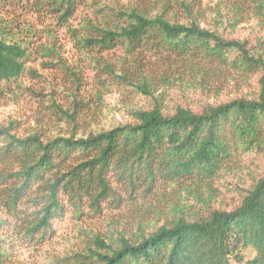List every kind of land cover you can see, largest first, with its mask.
<instances>
[{
    "label": "trees",
    "instance_id": "1",
    "mask_svg": "<svg viewBox=\"0 0 264 264\" xmlns=\"http://www.w3.org/2000/svg\"><path fill=\"white\" fill-rule=\"evenodd\" d=\"M87 1L0 0V86L21 75L35 35L3 16L27 8L68 20ZM172 3L185 20L168 17L164 8L151 15L132 7L110 17L113 25L88 21L80 39L103 50L121 47L135 65L151 57L159 67L213 71L217 79L222 76L233 85L256 77L255 98L202 102L197 111L177 105L171 112H164L155 100L151 108L136 110L131 122L80 137L74 133L18 137L0 129L3 203L15 211L18 204L33 202L32 212L12 216L13 229L24 238L50 237L51 221L65 211L63 199L76 207L87 201L96 210L106 202L118 205L121 194L137 199L177 184L208 187L245 154H264V0H219L207 11L195 0ZM250 20L256 21L259 35L252 40L231 35ZM144 84L149 88V81ZM240 195L231 209L176 215L152 230L139 229L134 238L122 233L94 237L82 252L61 261L264 264V172ZM10 246L0 231V264L10 260ZM247 250L253 255L246 256Z\"/></svg>",
    "mask_w": 264,
    "mask_h": 264
},
{
    "label": "rangeland",
    "instance_id": "2",
    "mask_svg": "<svg viewBox=\"0 0 264 264\" xmlns=\"http://www.w3.org/2000/svg\"><path fill=\"white\" fill-rule=\"evenodd\" d=\"M172 2L90 0L79 5L68 20H61L56 13H34L27 8L3 16L19 27L30 28L35 35L21 75L0 86V129L18 137L30 133L42 137L74 133L80 137L131 122L136 110L151 108L155 100L164 112H171L177 105L197 111L202 102L255 98L256 77L244 85H233L222 76L217 79L213 71L159 67L151 57L135 65L121 47L103 50L80 39L88 21L101 27L106 22L113 25L110 17L132 7L151 15L164 8L168 17L176 15L185 20L181 10L171 7ZM195 2L207 11L219 0ZM231 35L252 40L259 35L256 21L241 23ZM148 81L149 88L144 84ZM2 170L0 165V173ZM263 172L264 154L249 152L242 161L222 170L208 187L177 184L137 199L121 194L118 205L106 202L96 210L87 201L76 207L63 199L65 211L61 218L51 221L52 232L44 239H26L13 229L12 216L32 212L33 202L20 203L12 211L3 203L0 192V231L11 242L7 264H63L65 256L82 252L94 237L108 239L122 233L134 238L139 229L152 230L176 215L193 216L209 208L231 209L239 202L242 189ZM245 255L252 256L253 251L247 250Z\"/></svg>",
    "mask_w": 264,
    "mask_h": 264
}]
</instances>
